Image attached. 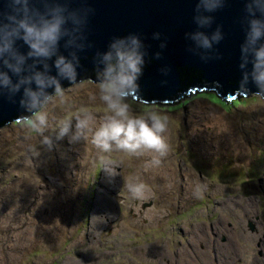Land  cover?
I'll use <instances>...</instances> for the list:
<instances>
[{"label":"rangeland","instance_id":"rangeland-1","mask_svg":"<svg viewBox=\"0 0 264 264\" xmlns=\"http://www.w3.org/2000/svg\"><path fill=\"white\" fill-rule=\"evenodd\" d=\"M216 96L195 88L174 103L130 98L134 112L169 118L159 165L153 152L101 153L91 133L55 138V120L82 109L94 127L103 122L89 78L48 105L43 135L34 114L0 126V264L15 252L18 264H264V98ZM128 182L143 194L132 198Z\"/></svg>","mask_w":264,"mask_h":264},{"label":"clouds","instance_id":"clouds-1","mask_svg":"<svg viewBox=\"0 0 264 264\" xmlns=\"http://www.w3.org/2000/svg\"><path fill=\"white\" fill-rule=\"evenodd\" d=\"M243 2L240 80L244 90L251 82L264 96V0ZM226 3L227 0L195 2V27L185 33V40L192 42L188 51L201 61L213 59L214 46L225 38L222 26L213 27V14ZM72 5L73 0H0V96L33 113L32 127L41 135L50 127L48 105L56 100L64 102L65 82L70 85L78 81L80 54L91 47L86 29L92 9ZM153 38L159 39L160 34L154 33ZM20 45L26 50H21ZM147 56V46L134 33L115 36L106 50L97 51L93 84L96 98L104 106L103 122L94 127L95 114L82 109L55 120V138L67 137L75 143L91 133V143L101 153L121 152L135 157L153 152L158 154L153 164L159 165V157L168 151L164 133L169 118L151 107L136 113L129 103L140 92ZM44 143L52 146L51 136L45 137ZM126 188L132 198L144 191L140 183L128 182ZM197 192L202 194V189L198 187ZM245 264H251L250 257Z\"/></svg>","mask_w":264,"mask_h":264},{"label":"water","instance_id":"water-1","mask_svg":"<svg viewBox=\"0 0 264 264\" xmlns=\"http://www.w3.org/2000/svg\"><path fill=\"white\" fill-rule=\"evenodd\" d=\"M195 2L196 0H73V7L92 9L86 29L91 47L80 54L81 69L77 82L87 78L92 81L95 79V53L106 50L113 37L134 33L144 41L148 56L144 74L139 81L140 92L131 99L146 103H174L195 88L199 91H216L224 100L258 93L259 90L251 82L247 91L244 90L240 80L239 46L244 38L243 0H227L225 6L213 14V27L217 24L222 26L225 38L214 46L211 53L213 59L206 62L188 51L192 42L185 40V33L195 27L192 23ZM154 33H159L160 38L154 39ZM161 43H165L166 47L161 48ZM20 46L21 50H26L23 45ZM217 55L218 59L215 58ZM260 96L264 98L261 94ZM18 99L16 97L17 101ZM31 114L33 113L22 109L18 102L0 96V126L26 119Z\"/></svg>","mask_w":264,"mask_h":264},{"label":"bare ground","instance_id":"bare-ground-1","mask_svg":"<svg viewBox=\"0 0 264 264\" xmlns=\"http://www.w3.org/2000/svg\"><path fill=\"white\" fill-rule=\"evenodd\" d=\"M213 91V90H212ZM214 93H216V95H218V97H220L219 96V94L216 92V91H213ZM243 96H238V97H235V98H232L231 100H225V101H227L228 103H233V101H235V100H239V99H241ZM183 98V97H182ZM221 98V97H220ZM181 99V98H180ZM179 99V100H180ZM178 100V101H179ZM144 103H146V102H144ZM147 104H150V103H147ZM157 104V103H156ZM163 104H167V103H163ZM69 150V149H68ZM67 151V150H66ZM234 151H237V149H234ZM69 152L71 153V154H74L75 153V151L74 150H69ZM65 167V166H64ZM167 176H170L169 174L167 175ZM21 184V182H19L17 185H20ZM16 185V186H17ZM15 186V187H16ZM50 191H51V189H50ZM17 194V192H16V190H15V192H13L12 194H10V197H12L13 198V200L14 201H16V199H15V195ZM47 194H50V193H47ZM18 199V198H17ZM12 199H10V201H11ZM49 202V198H48V195H46V197L44 196L43 198H42V200H40L39 202H38V206L41 208L42 206H44L43 205V203L44 202ZM21 201H20V199H19V203H20ZM47 208V207H46ZM18 212L19 211H16V213H15V215L16 214H18ZM18 218V217H17ZM32 219V217H30L29 218V220L27 221V224H28V226H30L31 228H33V223H34V220H32V221H30ZM51 224H52V222H51ZM8 225H9V223H8ZM47 235V234H46ZM10 242H12V240H9V246H11V244H10ZM10 248V247H9ZM11 258L10 259H8L7 261H6V263L7 264H18L19 263V261H20V255L18 254V253H16L15 252V254L14 255H12L11 254ZM1 260H4V259H1Z\"/></svg>","mask_w":264,"mask_h":264},{"label":"trees","instance_id":"trees-1","mask_svg":"<svg viewBox=\"0 0 264 264\" xmlns=\"http://www.w3.org/2000/svg\"><path fill=\"white\" fill-rule=\"evenodd\" d=\"M186 94H187V93H186ZM186 94H183L182 97L185 96ZM216 97H217L216 101H218V100H219L218 95H217ZM220 99H222V98H220ZM220 101H222L223 103H227V104H230V105H234V103H228V102L225 101L224 99H222V100H220ZM233 102H234V101H233Z\"/></svg>","mask_w":264,"mask_h":264}]
</instances>
